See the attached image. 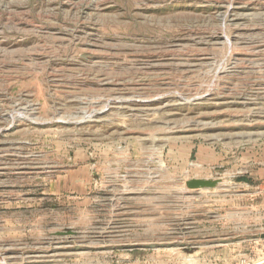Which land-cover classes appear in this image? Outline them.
<instances>
[{
	"label": "rangeland",
	"instance_id": "1",
	"mask_svg": "<svg viewBox=\"0 0 264 264\" xmlns=\"http://www.w3.org/2000/svg\"><path fill=\"white\" fill-rule=\"evenodd\" d=\"M263 233L264 0H0V264H264Z\"/></svg>",
	"mask_w": 264,
	"mask_h": 264
},
{
	"label": "water",
	"instance_id": "2",
	"mask_svg": "<svg viewBox=\"0 0 264 264\" xmlns=\"http://www.w3.org/2000/svg\"><path fill=\"white\" fill-rule=\"evenodd\" d=\"M220 182L218 180L211 179H191L186 182V186L189 190H200V189H215L218 187ZM74 231L68 230L60 233V235H73ZM261 239L264 240V233L261 235Z\"/></svg>",
	"mask_w": 264,
	"mask_h": 264
},
{
	"label": "trees",
	"instance_id": "3",
	"mask_svg": "<svg viewBox=\"0 0 264 264\" xmlns=\"http://www.w3.org/2000/svg\"><path fill=\"white\" fill-rule=\"evenodd\" d=\"M239 180H241V181H245V180H246V178H239Z\"/></svg>",
	"mask_w": 264,
	"mask_h": 264
},
{
	"label": "bare ground",
	"instance_id": "4",
	"mask_svg": "<svg viewBox=\"0 0 264 264\" xmlns=\"http://www.w3.org/2000/svg\"><path fill=\"white\" fill-rule=\"evenodd\" d=\"M128 100V99H127ZM28 115V114H27ZM3 254V253H2ZM1 261H2V259H1Z\"/></svg>",
	"mask_w": 264,
	"mask_h": 264
}]
</instances>
